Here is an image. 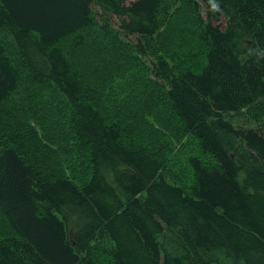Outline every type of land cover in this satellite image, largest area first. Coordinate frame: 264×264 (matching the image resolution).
I'll return each instance as SVG.
<instances>
[{
  "label": "trees",
  "instance_id": "1",
  "mask_svg": "<svg viewBox=\"0 0 264 264\" xmlns=\"http://www.w3.org/2000/svg\"><path fill=\"white\" fill-rule=\"evenodd\" d=\"M25 85L71 146L19 118ZM183 131L189 181L162 148ZM71 152L81 182L52 167ZM100 256L264 264V0H0V264Z\"/></svg>",
  "mask_w": 264,
  "mask_h": 264
},
{
  "label": "rangeland",
  "instance_id": "2",
  "mask_svg": "<svg viewBox=\"0 0 264 264\" xmlns=\"http://www.w3.org/2000/svg\"><path fill=\"white\" fill-rule=\"evenodd\" d=\"M92 58V57H90ZM146 67H149V65L146 62ZM141 67L140 68V76L137 77V79H134L138 85V87L143 88V91L146 90V86L145 84L141 83V79L140 77H142L144 79V76L146 74V70L143 69V65L141 63ZM136 72H138V70L135 68ZM150 73V72H149ZM147 77H149V74H147V76L145 77L147 79ZM97 78V76H96ZM94 79L93 81L96 82L98 80ZM153 79H155L153 77ZM156 80V79H155ZM154 81V80H153ZM98 82V81H97ZM144 83H145V79H144ZM136 85H134V90L135 92H138L139 89ZM27 88H31L28 87V85L23 86L22 91L19 92V94L17 95V99L16 102L13 101L10 105L12 107H14V109H17L18 113L21 112L24 117H21V115H19L21 118V120H26L28 123H32L37 127V123H41L44 122L47 126V129L51 128L50 131L46 132V135L48 137V139L46 138V141L48 142V144H50L52 147L53 143H52V139H53V135L54 133L58 136H60L62 139L60 140V143L64 144V143H68V145H72L73 141H72V137H70V130L68 129L69 127V122L68 120L71 118V114L69 115L68 109H67V105L64 104L63 102L59 103L57 106V109H55V111H47L45 109V98L43 99L42 103V98H40L38 95H36V91H27ZM148 89H152V87L150 88L149 86L147 87ZM32 89V88H31ZM41 94H43L44 96H46V98H50L49 100V104L51 102V97L49 96V94L45 93V92H41ZM144 97V96H141ZM142 99V98H140ZM106 106L109 107V110L116 114L115 111L113 110V106H109L108 101H104ZM113 104V103H112ZM62 110V111H61ZM157 116L158 119L160 121H164L165 119H167V114L166 112L163 113L162 116V111L159 112V110L157 111ZM64 114V118L62 119L63 124L66 125L65 128H63V126L59 125L60 127H62V129L60 130H55L52 128V126L55 124V121ZM35 116H38V120L35 119ZM151 122V120H149L148 118L145 119V122ZM69 124V125H68ZM55 126V125H54ZM40 127V126H38ZM57 127H58V123H57ZM46 129V130H47ZM177 129L179 130V125H177ZM133 130V129H132ZM150 130V128H145V136L149 137L151 136L150 133H147ZM61 134V135H60ZM182 135V136H181ZM181 136L180 140L177 143V146H175L176 142L173 143L172 146L170 147H166L162 145L163 151L165 153L164 155V159L166 161V164L168 165L169 169L171 170V175L176 174L179 177H181L182 179H184L185 181H189L192 178L191 172L189 170V165H188V157L190 156V154L194 153V151L196 150V143L195 141L188 135L184 134H179L178 138ZM150 139V138H149ZM149 144V143H148ZM151 145V144H150ZM152 146V145H151ZM157 148L160 147V145H156ZM156 148V149H157ZM56 156L55 159L52 162V167L54 168L55 166L57 167V172L59 171L61 174L63 175H71L73 177H75L76 179L83 181L84 177L86 175V171L84 170V167L82 165V162L79 163L81 160H79V157H76L75 155L72 156V152L71 153H66L64 155L62 154H58L55 153ZM73 154H77L75 151L73 152ZM82 161L83 158L81 157ZM99 261L102 262V264H108V259L105 256H100Z\"/></svg>",
  "mask_w": 264,
  "mask_h": 264
},
{
  "label": "clouds",
  "instance_id": "3",
  "mask_svg": "<svg viewBox=\"0 0 264 264\" xmlns=\"http://www.w3.org/2000/svg\"><path fill=\"white\" fill-rule=\"evenodd\" d=\"M213 9L217 10L218 9V5L217 4H213Z\"/></svg>",
  "mask_w": 264,
  "mask_h": 264
}]
</instances>
